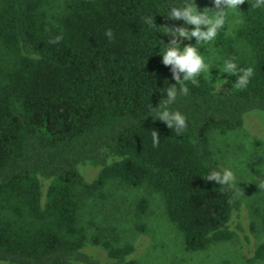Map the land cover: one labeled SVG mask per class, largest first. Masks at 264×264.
Returning <instances> with one entry per match:
<instances>
[{
    "label": "trees",
    "instance_id": "16d2710c",
    "mask_svg": "<svg viewBox=\"0 0 264 264\" xmlns=\"http://www.w3.org/2000/svg\"><path fill=\"white\" fill-rule=\"evenodd\" d=\"M55 1L0 0V264H135L134 246L88 238L78 225L82 197L110 180L159 194L187 251L239 234L248 241L235 188L207 177L224 172L211 134L264 114V7L246 0L233 35L222 29L214 40L224 63L254 69L247 88L229 75L233 86L224 92L202 74L199 86L177 83L162 63L168 29H192L168 17L185 0ZM172 86L189 92L167 104ZM159 105L181 113L187 127L168 128ZM249 161L263 164L264 153ZM81 165L98 169L91 182ZM248 229L255 232V222ZM88 241L106 250V260L86 251ZM257 260L264 243L248 259Z\"/></svg>",
    "mask_w": 264,
    "mask_h": 264
},
{
    "label": "rangeland",
    "instance_id": "374dc122",
    "mask_svg": "<svg viewBox=\"0 0 264 264\" xmlns=\"http://www.w3.org/2000/svg\"><path fill=\"white\" fill-rule=\"evenodd\" d=\"M62 3L63 0H56L54 5L58 7ZM194 3L201 12L205 8L212 12L218 11L214 0H194ZM240 10L241 6L239 13H227L223 28L226 35L232 36L240 24L234 22L241 20ZM189 45L196 47L206 63L212 65L210 73L202 75L217 90L229 91L233 86L232 77L223 72L224 61L214 41L197 44L194 37L191 40L180 38L181 50ZM210 145L221 168L224 171L232 170L237 177L233 187L242 204L248 241L239 234L232 240L210 245L204 250L187 251L181 235L164 212L159 194L144 188H130L115 180L108 181L101 190L82 197L78 225L84 228L88 238L96 236L115 246H134L135 264H264V260L248 261L255 248L264 243V231L261 230V221L264 219V187H261L264 185V163L253 166L249 161L253 153H264V114L250 112L240 129L224 134L212 133ZM79 171L88 183L95 178L98 169L81 165ZM142 199L146 201L144 211L139 209ZM251 221L256 224L253 233L248 229ZM85 249L100 260H106V250L102 246L88 241Z\"/></svg>",
    "mask_w": 264,
    "mask_h": 264
},
{
    "label": "clouds",
    "instance_id": "9594fccd",
    "mask_svg": "<svg viewBox=\"0 0 264 264\" xmlns=\"http://www.w3.org/2000/svg\"><path fill=\"white\" fill-rule=\"evenodd\" d=\"M246 3V0H214L215 8L218 11L212 12L210 9L205 8L203 12L199 11L194 3V0H185L183 7H171L168 17L177 21H184L187 25L192 26V30L188 28L177 27L175 30L168 29L167 35L173 37L169 45L165 46V52L162 56V63L165 66H171L173 78L177 83L191 82L195 86L198 85V77L203 73H210L212 65L206 63L205 58L200 55L196 47L191 45L185 46L183 50L177 42L178 38L191 40L196 38L197 44L211 43L215 40L220 30H222L227 22V13L233 11L239 13V7ZM254 8L264 7V0H254L252 4ZM226 10H221V9ZM145 22L150 27H155L154 17L145 18ZM235 23H241L236 20ZM206 30H203L205 29ZM110 39L113 36L111 29L105 33ZM62 39L57 36L55 39L50 40L49 43H58ZM223 72L228 75H236L238 80L236 86L240 89L247 88L250 78L254 75V69L249 67L246 69L238 68L234 60L225 61L223 65ZM180 73H183L181 80ZM187 95L189 89L185 86L177 91L176 86L168 88L167 91V104L174 103L177 94ZM158 120L163 121L168 128L173 127L179 133L186 127V119L179 112H170L166 106L159 105ZM153 146L159 144V134L155 131L152 132ZM208 181H215L217 184L233 185L235 186L237 177L232 170H225L223 173L212 171L207 177ZM264 187V185H261Z\"/></svg>",
    "mask_w": 264,
    "mask_h": 264
}]
</instances>
